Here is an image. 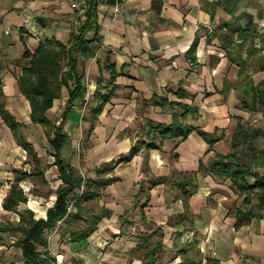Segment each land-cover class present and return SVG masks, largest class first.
<instances>
[{
    "label": "crops",
    "instance_id": "crops-1",
    "mask_svg": "<svg viewBox=\"0 0 264 264\" xmlns=\"http://www.w3.org/2000/svg\"><path fill=\"white\" fill-rule=\"evenodd\" d=\"M71 1L0 0L1 100L33 148L29 153L0 116V215L10 211L3 200L15 169L30 174L38 164L43 175L27 176L20 186L27 196L34 179L53 188L49 207L63 182L51 154L52 129L31 121L18 79L30 64L27 51L52 38L72 42L86 17L79 19ZM87 1L96 6L99 28L88 33L81 59L84 95L69 108L64 87L47 114L59 124L66 113L62 159L84 180L108 182L93 206L84 202L105 213L84 240L72 241L64 222L49 229L50 253H63L62 264H131L138 235L160 229L164 263H180L179 250L195 243L200 255L190 256L200 264L209 256L222 264H264V214L236 227L234 209L244 195L236 198L229 178L209 172L215 151L230 150L239 121L264 128V0ZM158 126L191 131L182 140L163 136ZM199 130L218 139L212 148ZM257 146L264 148V139ZM253 171L264 175V154ZM34 203L41 215L35 218H46L49 207ZM69 209L77 210L73 199Z\"/></svg>",
    "mask_w": 264,
    "mask_h": 264
},
{
    "label": "trees",
    "instance_id": "trees-1",
    "mask_svg": "<svg viewBox=\"0 0 264 264\" xmlns=\"http://www.w3.org/2000/svg\"><path fill=\"white\" fill-rule=\"evenodd\" d=\"M85 21L78 28V32L73 37L70 44H64L57 39H48L36 47L33 53L26 52L25 56L30 58L29 66L23 69L18 82L22 93L28 99L31 106L30 117L34 123H39L52 129L49 134L50 146L53 149L51 153L55 157L63 180L56 191V200L48 208L46 218H35L31 209L20 211L19 223L15 226H8L7 230L17 231L20 236L17 245L21 249L24 264H56V257L50 253L47 230L56 227L59 222L67 224L66 231L69 232L72 241L84 240L89 238L97 230V224L102 220L104 213H94L92 208L84 205L85 201L95 199L101 195V188L105 186V181L84 177L77 173L71 165L66 163L60 151L66 144L68 137L63 132V120L66 113L62 116L59 124L54 123L48 117V111L53 107L54 101L60 98L63 88L68 90L67 105L69 108L72 103L83 97L85 92L84 71L82 69L81 59L88 54V45L92 41L87 37L88 33L97 32V10L94 4H90L86 13ZM193 48L195 46L193 45ZM3 92L0 90V116L3 121L13 130L14 136L18 142L32 153L31 145L25 141L24 137L18 133L19 123L14 116L5 109L1 100ZM96 96L99 95L97 90ZM194 108V107H193ZM157 129L163 136H180L184 140L191 129L175 131L172 127L159 126ZM199 133L210 144L212 148L218 139L213 138V133L199 130ZM264 139V128L261 126L249 125L239 121L236 130L232 133L230 150L227 152L215 151L209 162V172L213 176L224 179L229 178L235 190L236 198L244 195L243 203L240 207L234 209L236 215L235 226L238 227L244 222H248L252 216L261 217L264 214V175L253 171V166L259 155L264 154V148L257 146V141ZM157 148L155 144L150 145ZM36 160V155L33 156ZM109 164L96 168L97 173L106 172ZM17 173L12 183L9 193L3 200V207L6 210L16 211L19 204L26 203L28 196L20 186V181L27 176H42L43 171L35 164L31 173L20 169L14 170ZM250 178H254L251 182ZM166 178H159V181ZM84 185L82 193H78ZM183 183V188L186 187ZM188 190L183 191L188 195ZM77 210L72 212L69 207L71 200ZM184 200L185 196H184ZM185 218V216L183 217ZM73 220H83V224L73 226ZM172 224V219L169 220ZM9 230V231H10ZM139 241L133 250V259L131 264H167L161 260V255L165 252L163 247V233L160 229L153 232H142L138 235ZM189 244L190 247H183L179 253L185 257L178 264H200L190 256L191 251H195V257L200 255L196 245ZM201 259V258H200ZM206 264H222L217 258L206 257Z\"/></svg>",
    "mask_w": 264,
    "mask_h": 264
},
{
    "label": "rangeland",
    "instance_id": "rangeland-1",
    "mask_svg": "<svg viewBox=\"0 0 264 264\" xmlns=\"http://www.w3.org/2000/svg\"><path fill=\"white\" fill-rule=\"evenodd\" d=\"M2 125L0 123V139L4 140V131L2 130ZM49 132V130L47 129ZM47 131L45 130V133L47 134ZM48 137V135H46ZM44 138V137H43ZM42 138V139H43ZM34 186L37 184V187H33V193L28 195V201L26 203H21L18 207V209L13 211H7L6 213L0 215V264H24V259L21 253V249L18 247L17 240L20 236L19 232L17 231H10L7 230L8 226H16L17 223H19V212L24 211L25 209H30L29 206V200H38L39 203H34L35 207H43L46 209V207H49L53 203V188L47 187V184L43 183L41 180L34 179ZM36 182V183H35ZM51 185V184H50ZM9 187V186H8ZM88 205L95 204V201L91 202L86 201ZM85 202V203H86ZM91 202V203H90ZM39 204V205H38ZM33 208H31L32 210ZM35 211L34 214L36 217L41 216L40 215V209ZM42 209V208H41ZM83 220H78L72 222L73 226H79L83 224ZM47 237L49 238L48 241L50 243V235L51 231L48 230L46 232ZM2 251V252H1Z\"/></svg>",
    "mask_w": 264,
    "mask_h": 264
},
{
    "label": "built area",
    "instance_id": "built-area-1",
    "mask_svg": "<svg viewBox=\"0 0 264 264\" xmlns=\"http://www.w3.org/2000/svg\"><path fill=\"white\" fill-rule=\"evenodd\" d=\"M90 3L87 1V0H72L71 1V7L73 9H76L77 10V13H78V16H79V19L81 21H83L85 19V13L89 7ZM118 9V8H117ZM82 189L84 188V186L82 185L81 187ZM30 206V205H29ZM32 208V207H30ZM61 222V221H60ZM59 222V224H60ZM52 253V252H51ZM54 256L56 257V264H62L63 263V260H64V255L63 253H58V252H55L54 253Z\"/></svg>",
    "mask_w": 264,
    "mask_h": 264
}]
</instances>
